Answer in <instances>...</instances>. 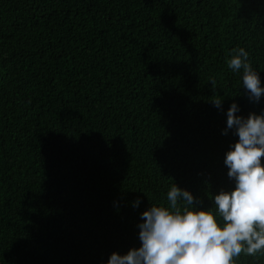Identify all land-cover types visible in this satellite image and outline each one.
<instances>
[{"label": "trees", "instance_id": "trees-1", "mask_svg": "<svg viewBox=\"0 0 264 264\" xmlns=\"http://www.w3.org/2000/svg\"><path fill=\"white\" fill-rule=\"evenodd\" d=\"M239 47L264 87V0H0V264H107L174 184L215 212Z\"/></svg>", "mask_w": 264, "mask_h": 264}, {"label": "clouds", "instance_id": "clouds-1", "mask_svg": "<svg viewBox=\"0 0 264 264\" xmlns=\"http://www.w3.org/2000/svg\"><path fill=\"white\" fill-rule=\"evenodd\" d=\"M226 63L232 72L242 71L249 98L259 102L264 87L249 53L233 48ZM211 85L215 89V79ZM210 100L222 106L223 97ZM238 111L233 102L225 129L239 138L224 161L235 187L214 196L216 211L195 207L192 194L174 184L167 192L169 207L152 205L142 213L141 246L123 255L113 252L107 264H236L242 253L264 254V113L245 118Z\"/></svg>", "mask_w": 264, "mask_h": 264}]
</instances>
